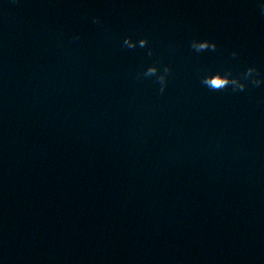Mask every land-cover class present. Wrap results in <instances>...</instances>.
<instances>
[{
    "label": "clouds",
    "instance_id": "9594fccd",
    "mask_svg": "<svg viewBox=\"0 0 264 264\" xmlns=\"http://www.w3.org/2000/svg\"><path fill=\"white\" fill-rule=\"evenodd\" d=\"M261 14H264V5H261ZM93 23L100 24L101 20L99 17L93 18ZM73 40H79L80 37L78 35L73 36ZM124 46H126L128 49H134L137 47V44L140 48H144L148 44L147 37L140 38L138 41L133 40L132 37H126L123 41ZM191 47L196 52H204V51H215L217 49V44L215 41L212 40H198L193 39L191 42ZM148 55L152 56V50L149 49ZM237 52H233L232 56H237ZM171 71V68L169 66H164L163 72L159 73V68L156 64L149 65L143 73H137L136 79H140V76L142 75L145 78L149 77H155L156 82L160 85L159 92L161 94L164 93L168 80L167 76L168 73ZM259 71L254 66H250L241 73L239 76H234L231 71H227L225 73H222L220 71H216L215 73H209L204 75L201 78V84L206 87L209 91L212 92H220L225 89L231 88L233 92H243L248 87V82L250 81L252 85L254 86H260L262 83H264V79L258 78L259 77Z\"/></svg>",
    "mask_w": 264,
    "mask_h": 264
}]
</instances>
